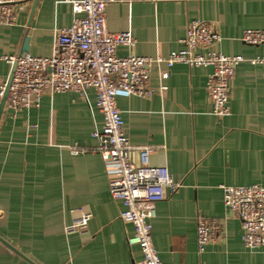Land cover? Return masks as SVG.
<instances>
[{"label": "crops", "instance_id": "crops-1", "mask_svg": "<svg viewBox=\"0 0 264 264\" xmlns=\"http://www.w3.org/2000/svg\"><path fill=\"white\" fill-rule=\"evenodd\" d=\"M199 18L217 28L212 49L246 60L235 68L229 114L217 118L206 91L210 66L176 63L163 82L157 65L149 72V98H116L123 131L133 146H152L149 163L166 165L179 188L155 203L151 239L163 264H264L262 249L245 247L241 221L226 210L221 186L264 187V43L244 44L246 29L264 30V0H111L105 7L109 32H130L135 46L118 56L166 57L182 48L187 23ZM72 21L70 5L32 0L16 10L12 25H0V78L11 67L24 31L28 54L48 57L55 29ZM26 54V53H24ZM163 83L164 94L157 89ZM102 116L95 92L44 94L38 107L0 114V264H134L140 247L129 245L134 229L119 218L121 202L110 197L107 174L94 150ZM85 147L72 155L68 147ZM131 161L138 164L139 151ZM92 217L85 231L66 232L76 210ZM217 220L213 241L199 250L196 219Z\"/></svg>", "mask_w": 264, "mask_h": 264}, {"label": "built area", "instance_id": "built-area-1", "mask_svg": "<svg viewBox=\"0 0 264 264\" xmlns=\"http://www.w3.org/2000/svg\"><path fill=\"white\" fill-rule=\"evenodd\" d=\"M32 0H0V25H12L16 10ZM111 0H57L70 5L72 21L68 27L55 29L51 54L48 57L32 56L3 59L13 71L8 85L5 108L14 112L36 108L44 94L75 92L86 99L89 89L95 92L96 108L102 116L101 128H94V150L103 162L110 197L121 202L119 218L132 224L134 233L128 237L129 245L140 247L142 257L134 264H163L152 243L151 219L155 203L174 193L180 186L172 180L166 165L149 163L152 146H133L123 131V120L116 106V98L137 95L149 98L155 91L149 86L150 67L155 64L163 82L170 68L176 64L210 66L212 72L206 81V91L212 114L223 118L230 112L228 97L235 68L246 59L240 55H224L212 47L220 40L217 28L199 18L187 23L180 40L182 48L164 57L137 56L129 52L118 56L116 50L124 46L131 50L136 43L130 32H109L105 24V7ZM241 41L247 45L264 43V30L246 29ZM264 66V56L249 60ZM7 79L0 78V104L5 94ZM167 90L163 83L157 89ZM133 149L139 151L138 164L131 161ZM74 155H83L86 148L77 144L68 147ZM226 210L241 221L242 241L249 249L264 251V187L221 186ZM77 217L66 226V232L85 231L92 214L83 208L76 210ZM219 223L203 216L196 219L198 249L213 241ZM206 264V263H199Z\"/></svg>", "mask_w": 264, "mask_h": 264}, {"label": "water", "instance_id": "water-1", "mask_svg": "<svg viewBox=\"0 0 264 264\" xmlns=\"http://www.w3.org/2000/svg\"><path fill=\"white\" fill-rule=\"evenodd\" d=\"M28 41H29V38L26 35V31H24L23 36H22V40H21V44H20V47H19L18 52L16 54V57H19L20 55H22L24 53H28V51H29ZM12 71H13V66H12V68L10 70V74H9V76L7 78V85H6V89H5V94H4V97H3L2 102L0 104V114L2 112V109H3V106H4V102H5V99H6L7 89H8L9 82L11 80Z\"/></svg>", "mask_w": 264, "mask_h": 264}]
</instances>
